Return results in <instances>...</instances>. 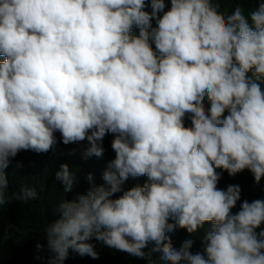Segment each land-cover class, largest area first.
<instances>
[{
    "label": "clouds",
    "instance_id": "1",
    "mask_svg": "<svg viewBox=\"0 0 264 264\" xmlns=\"http://www.w3.org/2000/svg\"><path fill=\"white\" fill-rule=\"evenodd\" d=\"M223 3L0 0V211L39 196L7 195L21 151L102 158L113 137L103 183L89 173L40 230L47 264L99 259L96 242L146 264H264V198L218 187L225 172L264 179V0ZM54 180L78 183L66 163Z\"/></svg>",
    "mask_w": 264,
    "mask_h": 264
},
{
    "label": "trees",
    "instance_id": "2",
    "mask_svg": "<svg viewBox=\"0 0 264 264\" xmlns=\"http://www.w3.org/2000/svg\"><path fill=\"white\" fill-rule=\"evenodd\" d=\"M236 6V0H224L222 9L231 11ZM245 8H252L254 4H243ZM138 34V30H134ZM0 59H3L0 57ZM57 140L60 134L56 133ZM112 136L108 135L104 139L105 154L102 158H84L83 151L85 144H57L53 152L46 154H36L31 151H21L12 161L7 169L9 179V189L7 195L12 196L22 186H34L39 193L36 200L23 201L10 200L8 206L0 211V264H47L48 251L46 239L40 231L47 221L55 217L52 210L59 200L74 199L78 193H84L91 186L87 181L89 173L93 175L95 184H101L102 172L108 161L114 158L111 150ZM17 162L22 163V167L17 168ZM62 163L68 164L71 171L77 177L78 183L72 192L65 194L62 186L55 182L54 175ZM146 178H130L125 187H132L136 184H143ZM229 184H239L242 188V199L249 201L257 198H264V179L259 185L253 181L251 174L244 171L235 177H229L225 172L218 187L225 188ZM239 204L236 209L237 211ZM187 234L183 230L177 231L173 240L175 245H179ZM7 238H4V237ZM44 245L41 250H37L36 244ZM97 243V242H96ZM196 247H199V241ZM99 259L75 256L69 258L65 264H146L143 259L130 256L126 253L105 252L99 247Z\"/></svg>",
    "mask_w": 264,
    "mask_h": 264
},
{
    "label": "rangeland",
    "instance_id": "3",
    "mask_svg": "<svg viewBox=\"0 0 264 264\" xmlns=\"http://www.w3.org/2000/svg\"><path fill=\"white\" fill-rule=\"evenodd\" d=\"M99 247L101 248V250H103L105 252H117L116 250L108 248V247L102 245L101 243L97 242L96 243V248L98 249Z\"/></svg>",
    "mask_w": 264,
    "mask_h": 264
}]
</instances>
